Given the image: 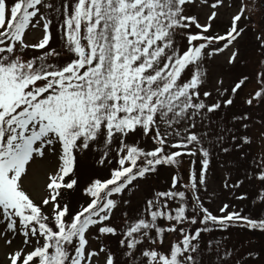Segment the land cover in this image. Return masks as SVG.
<instances>
[{"label":"snow or ice","instance_id":"obj_1","mask_svg":"<svg viewBox=\"0 0 264 264\" xmlns=\"http://www.w3.org/2000/svg\"><path fill=\"white\" fill-rule=\"evenodd\" d=\"M229 7L226 0H0L6 264H229L224 241L203 234L236 227L264 235V218L228 202L214 214L201 196L213 202L216 160L222 190L245 201L239 190L256 184L253 203L264 211V0L241 3L221 30L216 22ZM54 24L59 51L50 46ZM249 30L259 87L238 106L250 79L237 71L249 63L240 46ZM86 157L105 175L82 177ZM162 170L175 171L130 214L131 197ZM76 195L82 202L73 210Z\"/></svg>","mask_w":264,"mask_h":264},{"label":"rangeland","instance_id":"obj_2","mask_svg":"<svg viewBox=\"0 0 264 264\" xmlns=\"http://www.w3.org/2000/svg\"><path fill=\"white\" fill-rule=\"evenodd\" d=\"M226 2L230 4L231 7L222 9L221 20L216 22L217 27L220 28L221 30L223 29L224 26L228 24L230 17L239 11L241 7V3L251 6L253 0H226ZM257 3H259V0H257ZM245 14L247 15L248 13L246 12ZM259 20H260V13L259 12L253 13L252 24H258ZM201 21H203V14H201ZM245 24H247V21H243L241 26H244ZM51 30H52L53 38L50 41V46L51 48H55L59 51L62 48V42L60 39V33L57 31V25L54 24ZM39 36H40V31L38 30L30 31L27 39L29 42H34L36 38ZM240 46L242 52L245 53L246 58L249 59V63L246 66L244 65L238 66L237 71L242 72L245 75H248L250 79L249 81H247L246 85L244 86L243 91L240 92L239 97H237L238 106L240 104V97L246 96L253 89H258L259 87L253 78L256 68V60L258 53L255 50V40H254L253 32L251 30L246 32L245 37L241 41ZM31 54L32 52L29 51V55ZM227 55L228 53L226 52L224 55L218 58L221 65L223 64ZM64 59L65 57L61 56L59 58V62L63 63ZM236 110L238 111L239 108H237ZM46 164L50 165L51 162H46ZM40 167L41 166L39 165L37 166L38 169ZM188 167H189V160L187 157H185L184 165L180 170V174L182 176L187 174ZM174 171L175 170H172L171 172L168 170H162L160 176L155 180L150 181L148 185H145L144 190L141 193H139L137 196L131 197L132 207L131 209H129L130 214L133 209L139 206L140 197L142 195L147 194L149 187L166 186L170 180V175L174 174ZM224 171H225L224 169H221L219 167L218 162L216 160H213V164H212L213 178H212V182L210 183L209 195H211V189H215V197L213 198V202L208 203V197H206L202 192L201 196L204 197L206 206L209 207L214 214H219L217 211L218 207L221 205L222 202H228L232 205H235L237 210L243 209L245 214H252L254 216H259L261 218H264V211H261L259 204L253 203V201L256 199L259 186L256 184H249L248 182H245L244 187L239 191L246 193L248 199L245 201H236L231 198L229 193L224 192L222 190L221 184L223 180ZM78 172L82 177H86L87 175L103 176L105 175L106 170L95 171L91 164V157H86L81 160ZM232 178L236 179L235 172L233 173ZM39 179H42V176H37L36 180H34V182L31 185H29L31 190H37ZM81 183L83 184V180L81 181ZM80 202H82V197H80L79 195L73 197L71 201V206L73 210L79 207ZM120 215L121 213L117 212V217H119ZM203 236L205 241H208L210 239L224 241V244L227 246V248L232 251V255L229 258V264H245V261H247V264H253V257L256 256H259L260 259L256 260L255 264H264V252L261 251L262 249H264V235H261L259 232H250L247 230H241L239 228L233 227L228 232L216 231L213 233L203 234ZM18 243H19L18 240L14 241L13 247ZM6 251H7L6 247L3 245L2 242H0V264H6V260H5ZM250 252L252 253V257L248 256V253Z\"/></svg>","mask_w":264,"mask_h":264}]
</instances>
